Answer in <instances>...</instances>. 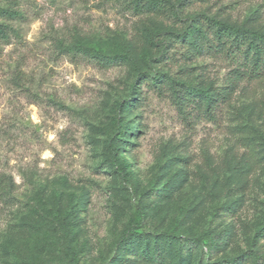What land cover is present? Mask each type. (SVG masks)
<instances>
[{
    "label": "rangeland",
    "instance_id": "1",
    "mask_svg": "<svg viewBox=\"0 0 264 264\" xmlns=\"http://www.w3.org/2000/svg\"><path fill=\"white\" fill-rule=\"evenodd\" d=\"M0 9V264H125L117 244L129 229L164 242L172 264H198L200 251L182 258L165 234L210 232L219 259L264 256L252 244L264 220V79L242 84L213 121L170 84L219 91L228 64L186 44L160 48L176 27L119 0H0ZM211 12L264 32V0H218ZM78 43L127 47L132 60L105 68L60 47ZM120 102L126 180L106 135Z\"/></svg>",
    "mask_w": 264,
    "mask_h": 264
},
{
    "label": "trees",
    "instance_id": "2",
    "mask_svg": "<svg viewBox=\"0 0 264 264\" xmlns=\"http://www.w3.org/2000/svg\"><path fill=\"white\" fill-rule=\"evenodd\" d=\"M134 15L152 16L178 30L164 34V39L155 41L163 50L186 44L194 50L214 58H220L228 64L226 87L211 92L185 83L172 82L171 88L177 98L187 102H200V110L211 120L217 121L222 105L229 103L240 86L264 79V32L257 30L253 20L236 24L220 13L213 15L212 2L218 0H119ZM203 11L200 15H191L194 9ZM5 11L0 9V16ZM6 26L0 23V34H4ZM66 55H80L96 61L105 68L123 66L132 60L129 49L123 47L119 51L105 53L78 43L73 46L60 45ZM144 73L140 74L142 76ZM157 86V82L152 83ZM198 98L199 101H196ZM124 103H118V114L113 119V130L107 131L108 159L115 173L122 180L128 177V163L120 154L118 142L127 132L122 110ZM7 181L0 178V202L4 201V186ZM217 216H225V211L218 210ZM166 239L178 242L179 255L189 257L200 251L198 264H245L249 257L238 256L219 259L220 251L215 248L218 236L206 232L202 237L183 239L174 234H165ZM253 245L264 247V220L255 232ZM125 252V264H172L168 257L166 245L160 240L150 243L146 235L134 230L125 232L117 244ZM205 248H207L205 250ZM254 264H264V256L257 254Z\"/></svg>",
    "mask_w": 264,
    "mask_h": 264
}]
</instances>
